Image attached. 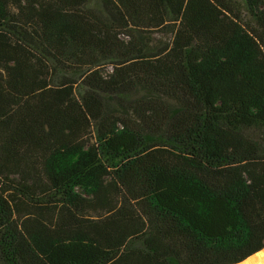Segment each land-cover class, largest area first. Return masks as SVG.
Segmentation results:
<instances>
[{"label": "trees", "instance_id": "obj_1", "mask_svg": "<svg viewBox=\"0 0 264 264\" xmlns=\"http://www.w3.org/2000/svg\"><path fill=\"white\" fill-rule=\"evenodd\" d=\"M252 262L264 0H0V264Z\"/></svg>", "mask_w": 264, "mask_h": 264}, {"label": "water", "instance_id": "obj_2", "mask_svg": "<svg viewBox=\"0 0 264 264\" xmlns=\"http://www.w3.org/2000/svg\"><path fill=\"white\" fill-rule=\"evenodd\" d=\"M249 257V256H248ZM248 257H246L245 259H247ZM245 259H243V260H245ZM242 260V261H243ZM241 262V261H240ZM239 263V262H238ZM234 264H237V263H234ZM251 264H257L256 262H252ZM258 264H264V263H258Z\"/></svg>", "mask_w": 264, "mask_h": 264}, {"label": "bare ground", "instance_id": "obj_3", "mask_svg": "<svg viewBox=\"0 0 264 264\" xmlns=\"http://www.w3.org/2000/svg\"><path fill=\"white\" fill-rule=\"evenodd\" d=\"M264 263V262H263Z\"/></svg>", "mask_w": 264, "mask_h": 264}]
</instances>
